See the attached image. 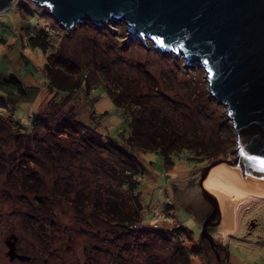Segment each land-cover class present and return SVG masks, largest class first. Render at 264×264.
<instances>
[{
  "label": "rangeland",
  "instance_id": "obj_1",
  "mask_svg": "<svg viewBox=\"0 0 264 264\" xmlns=\"http://www.w3.org/2000/svg\"><path fill=\"white\" fill-rule=\"evenodd\" d=\"M117 23L124 28L116 31ZM117 23L102 29L87 22L68 31L45 7L13 0L0 12V79L15 73L34 90L14 111L27 129L29 116L49 108L45 105L55 98L63 110L90 121L85 90L63 98L54 91L50 76L64 85H89L95 111L104 117L98 127L102 137L108 133L121 141L132 132L135 144L146 145L152 139L138 131L140 118L159 132L179 134L181 143L171 144L178 149L171 158L150 148L134 151L147 168L141 180L146 203L141 222L146 229L143 235H133L100 210L92 211L90 198L102 209L124 200L131 204L126 191H116L121 180L119 166L114 165L117 154L83 147L77 135L49 134L61 124L57 121L39 124L37 132L26 134L0 116V264H209L207 254L214 255L197 242L201 232L211 243L201 231L203 217L196 216L191 203L177 201L168 179L188 176L227 156L236 142L226 109L211 97L202 68L187 66L182 55L161 50L147 37L146 43L140 39V44H133L137 39L127 25ZM32 27L37 34L38 29L49 32L44 51L25 39ZM148 45L152 49L144 48ZM115 96L121 101L118 105ZM128 100H141L143 105L127 107L129 123L119 108ZM7 112L13 111L3 109ZM27 173L34 175L28 183ZM35 176L39 180L34 181ZM77 194L80 198L72 202ZM248 200L236 204L233 230L225 235L211 232L215 244H225V249L217 245L218 264H264V199ZM13 235L17 250L29 259L11 261L7 241Z\"/></svg>",
  "mask_w": 264,
  "mask_h": 264
},
{
  "label": "water",
  "instance_id": "obj_2",
  "mask_svg": "<svg viewBox=\"0 0 264 264\" xmlns=\"http://www.w3.org/2000/svg\"><path fill=\"white\" fill-rule=\"evenodd\" d=\"M12 1L0 0V12ZM31 1L68 31L86 22L102 28L123 22L133 39L146 43L147 37L161 50L182 55L187 66L198 65L206 72L210 95L225 107L236 144L226 157L188 176L170 178L168 184L178 202L191 203L196 216L203 217L201 231L214 243L211 232L224 231L217 226L222 220L218 202L203 185L210 169L222 164L242 181L264 187V0ZM12 237L7 241L9 257L29 259L15 250ZM197 242L205 252L214 251L206 253L209 264H218L217 245L225 249V244L214 243L212 249L201 232Z\"/></svg>",
  "mask_w": 264,
  "mask_h": 264
},
{
  "label": "trees",
  "instance_id": "obj_3",
  "mask_svg": "<svg viewBox=\"0 0 264 264\" xmlns=\"http://www.w3.org/2000/svg\"><path fill=\"white\" fill-rule=\"evenodd\" d=\"M34 28L35 27H32V31H30L29 29L27 30L25 39L31 47H36L44 51L45 47H48V38H45V34H49V32L47 30H41L37 28V34L34 33L37 31L36 28ZM115 28L116 31H120L122 30V28H124V26L117 23V25H115ZM140 41V39H137L133 44L138 45L140 44ZM144 48L146 50L152 49L150 45ZM48 79L53 85L56 94H58V96L60 95L63 98L70 97L71 95H76L82 90H85V105L88 110L89 108L91 110H89V113L91 112L89 114V122L84 121L82 118H78L77 112H74L73 110H63L60 107L61 101L56 100L55 98L53 101H49L45 105V107L49 108H45L38 113L31 114L29 116V121L31 124L30 129L25 128L21 124L20 120L16 118L14 111L18 109V102L24 100L25 98H28L33 89L25 84L23 79L15 73H11L6 77L0 79V116L6 118L13 127L17 128L20 131V133L26 134L33 131L37 132V126L39 124L48 125L52 120V122L57 121V123L60 122L61 124L55 125V130H49V134L58 138L66 137V135L69 134L77 135L81 138L79 142L81 141L83 147L89 149H99L109 154H117V162L114 165L119 166L118 174L121 177V180L117 185L116 191L121 189L126 191L128 196L131 198V204H129L127 200H124L121 201L124 204H117L114 208H112L114 206L113 205L112 207L108 206L106 207V209H102V204L100 205L98 201L90 198L89 201L93 205L92 211L96 212L97 210H100L104 218L108 217V219L114 221L115 223L123 225L125 228L131 231V234L138 235L140 233V235H143L142 232L145 231L146 226L141 222V214L145 210L143 205L146 203L143 199L141 180L147 168L137 159V157L134 155V151H147V149L150 148L152 151L161 154L162 157L171 158L172 153L174 154L178 152V149H172L170 147L172 143L175 145L181 143L178 138L179 134L174 135V133H171L172 131L159 132L155 129L153 123L145 124L143 122V119L140 118L138 131L144 132L145 135H147L146 133H148L150 136L149 139H152V142L147 143L143 146L137 143L135 144V142L133 141V136H135L136 133L134 135V133L132 132H129L128 136L123 135L121 141H116L108 133L103 134V136L105 137H102L98 132V127L100 126V122L104 117L101 116L99 112L95 111L94 104L96 103V99H94L93 95L90 94L91 91L89 85H82L80 81H76L70 85H64L63 83L54 81V79H52L50 76H48ZM114 99L116 102L115 104L118 105L121 103L120 99L117 96H115ZM140 101L141 100H130L129 102L128 100L127 102L122 103L125 104L123 105L124 107L119 106V108L124 111H121V113L125 121H127L128 123L130 122L129 120L131 118L129 117V114H127V107H141L143 105H141ZM7 107H9L13 112H7L6 114L3 113V109ZM66 128H68V130ZM157 133L159 134V136H157L156 138ZM165 134H167V136H170V140L166 139L167 136ZM182 149H185V147H183ZM32 176H34L32 173H27L25 175V182H30L29 180L32 179ZM36 180H39L37 176H35L34 181ZM58 195L60 196L61 194ZM79 198V194H77L74 195L73 199L71 200L72 202H76ZM126 203H128L130 206ZM117 206L118 209L116 208Z\"/></svg>",
  "mask_w": 264,
  "mask_h": 264
},
{
  "label": "bare ground",
  "instance_id": "obj_4",
  "mask_svg": "<svg viewBox=\"0 0 264 264\" xmlns=\"http://www.w3.org/2000/svg\"><path fill=\"white\" fill-rule=\"evenodd\" d=\"M203 185L218 202L222 216L220 228L224 235L234 229L232 227L234 209L239 201L249 198L264 199V187L242 181L222 164L210 169Z\"/></svg>",
  "mask_w": 264,
  "mask_h": 264
},
{
  "label": "flooded vegetation",
  "instance_id": "obj_5",
  "mask_svg": "<svg viewBox=\"0 0 264 264\" xmlns=\"http://www.w3.org/2000/svg\"><path fill=\"white\" fill-rule=\"evenodd\" d=\"M210 215V212H209V214H207V213H205V215H204V219H206L208 216ZM16 242V241H15ZM15 242H14V244H15ZM15 250L18 252V253H20L18 250H17V248H16V244H15ZM20 254H24V253H20ZM11 259V258H10ZM21 260V259H19V258H17V257H15V258H13V259H11V261H13V260ZM23 261H25V260H23Z\"/></svg>",
  "mask_w": 264,
  "mask_h": 264
}]
</instances>
